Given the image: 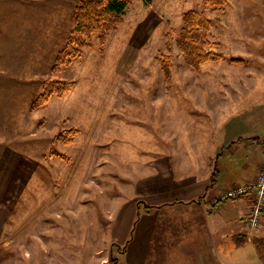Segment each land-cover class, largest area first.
Returning a JSON list of instances; mask_svg holds the SVG:
<instances>
[{"label": "rangeland", "instance_id": "374dc122", "mask_svg": "<svg viewBox=\"0 0 264 264\" xmlns=\"http://www.w3.org/2000/svg\"><path fill=\"white\" fill-rule=\"evenodd\" d=\"M76 2L0 0V264H101L110 247L120 261L119 251L145 208L144 199L136 197L137 182L157 169L150 160L173 169L179 152L173 147L189 143L190 133L212 145L221 142L223 127L227 134L237 127L244 134L251 123L258 130L264 126V99L253 102L256 119L248 121L242 110L253 94L264 98V82L258 81L264 79L252 80L246 98L236 85L243 73L254 72L243 70L241 63L254 64L255 59L239 54L233 42H244L233 0L221 13L210 11L202 0H130L102 49L92 35L90 47L52 73ZM258 7L252 12L262 21ZM188 9L208 15L209 37L218 43L209 50L223 56L198 70L183 63L174 43L165 49V33L175 35ZM257 45L264 51V39ZM158 51L171 57L167 75L155 60ZM48 78L74 85L30 110ZM229 87L246 101L219 99ZM210 106L218 109L215 118ZM235 113L241 117L233 118ZM68 128L78 132L64 145L55 136ZM259 131L264 136V129ZM226 144L219 150L228 149ZM233 147L239 161L245 150ZM156 215L158 224L161 213ZM259 223L249 225L246 217L250 229ZM229 244L231 263L256 256L255 243Z\"/></svg>", "mask_w": 264, "mask_h": 264}, {"label": "crops", "instance_id": "0c3cea01", "mask_svg": "<svg viewBox=\"0 0 264 264\" xmlns=\"http://www.w3.org/2000/svg\"><path fill=\"white\" fill-rule=\"evenodd\" d=\"M233 3L238 6L236 15L242 21L239 31L244 39V42L233 41L238 47L236 50H240L241 55L244 53L246 58L248 55V58L255 59L254 64L240 62L244 65L243 70L254 71L243 73L236 83L241 88L240 93L245 96L247 89L254 88L252 80L256 77L264 79V51L257 49V44L264 39V29L260 28L264 20H259L252 12L256 10L254 6L259 5L258 12L264 14V0H233ZM248 19L255 22H244ZM234 84L231 88H236ZM231 88L225 91L227 97L224 95L219 98L214 95L211 98H228L226 101L232 102L246 101V96L242 99ZM260 91L264 93V83ZM260 97L253 94L247 98L249 104L242 110H245L248 121L252 117L257 118V114L251 111L253 102L264 99ZM210 108L215 118L218 109L215 106ZM230 117L231 115L227 118ZM232 117L241 116L235 113ZM245 123L248 125L247 121ZM251 124L253 126L244 132L248 135L241 138L235 136L236 133L244 135L243 131H239V127L230 132L231 134H227L224 127L221 128L218 131L222 137L221 142L212 145L204 143L201 137L194 140L193 134L190 133L189 143L176 142L173 147L174 151H179L173 169L162 163L157 165L154 160L149 161L150 166L157 169H152L153 175L149 174L137 182L136 197L144 199L145 208L138 224L134 225L131 238L120 251L121 264H147L151 261L157 264H218L220 259L223 264H264V256H260L257 249L256 256L249 260L240 257L231 263L227 255L229 243L231 240L235 241L236 237L246 238L240 246L246 242L255 243L257 238L264 240V214L257 228L247 227L246 217L251 204L249 197L243 195L226 199L216 206L210 203V199L222 189L254 179L261 163L264 162V136L259 134V130L264 129V126H260L258 130L257 125ZM223 144H226L228 149L219 150V146ZM233 146L238 150H245V156L239 161L235 160L237 155L235 150L232 151ZM214 170L216 174L212 181ZM157 212L161 213L158 224ZM123 215L121 211L119 217ZM107 257L108 254L105 259ZM103 261L105 260L101 262Z\"/></svg>", "mask_w": 264, "mask_h": 264}, {"label": "trees", "instance_id": "16d2710c", "mask_svg": "<svg viewBox=\"0 0 264 264\" xmlns=\"http://www.w3.org/2000/svg\"><path fill=\"white\" fill-rule=\"evenodd\" d=\"M205 7L210 11L221 13L227 0H202ZM130 0H77L72 16L70 30L65 38L64 44L58 49L50 71L58 72L63 66H68L72 60L82 54V49L90 47V37L96 35L100 44L106 42L108 33L115 29L123 21V15ZM182 25L172 35L165 33V49H170L171 44L179 49L183 63L192 70H198L200 65L209 61L222 59V54L209 50L218 43L209 37L211 20L203 11L188 9L181 13ZM171 57L162 51H158L155 57L162 72L167 75L171 65ZM230 61L240 62L239 57H231ZM74 85L71 80L45 79L41 92L30 103L29 109L34 110L44 106L52 97H61ZM78 132L76 128H68L60 131L55 138L64 145L73 142V136ZM264 139V138H262ZM67 160L64 155H58ZM216 174L213 171L211 179ZM147 208H149L147 206ZM246 238L236 237L235 244L242 245ZM255 246L260 254L264 256V240L257 238ZM120 252V251H119ZM101 264H121L118 257L112 253L111 247L107 259Z\"/></svg>", "mask_w": 264, "mask_h": 264}, {"label": "built area", "instance_id": "2783aa9c", "mask_svg": "<svg viewBox=\"0 0 264 264\" xmlns=\"http://www.w3.org/2000/svg\"><path fill=\"white\" fill-rule=\"evenodd\" d=\"M243 195H247L251 201L247 223L254 226L260 221L261 215L264 213V162L261 163L254 179L248 183H237L222 189L210 199V203L216 206L223 200Z\"/></svg>", "mask_w": 264, "mask_h": 264}]
</instances>
